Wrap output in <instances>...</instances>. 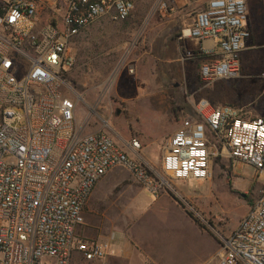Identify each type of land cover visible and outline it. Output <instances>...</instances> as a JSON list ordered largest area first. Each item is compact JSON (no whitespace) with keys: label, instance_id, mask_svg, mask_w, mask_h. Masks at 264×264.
<instances>
[{"label":"built area","instance_id":"2783aa9c","mask_svg":"<svg viewBox=\"0 0 264 264\" xmlns=\"http://www.w3.org/2000/svg\"><path fill=\"white\" fill-rule=\"evenodd\" d=\"M194 1L191 22L177 36L205 43L188 57L205 56L199 79L208 84L239 76V53L250 36L245 0ZM54 2L59 22L42 23L37 0H0V264H70L73 254L83 261L112 255L108 242L77 239L76 229L91 189L113 167L128 170L154 196L172 191L138 156L136 138L122 149L103 129L76 126L73 110L81 98L66 95L71 38L97 18L126 20L132 1ZM153 10L172 8L157 0ZM191 111L166 139L160 170L185 181L207 180L215 156L250 166L263 184L235 225L218 236L214 264H264V120L205 98Z\"/></svg>","mask_w":264,"mask_h":264},{"label":"rangeland","instance_id":"374dc122","mask_svg":"<svg viewBox=\"0 0 264 264\" xmlns=\"http://www.w3.org/2000/svg\"><path fill=\"white\" fill-rule=\"evenodd\" d=\"M131 1L126 20L97 18L71 38L74 62L64 74L66 95L81 98L73 112L82 131L103 129L122 149L130 137L136 138L138 156L172 187L159 193L174 195L182 208H176L175 216L146 211L154 195L128 170L113 167L91 189L77 239L106 241L117 255L118 244L133 240L126 264H214L218 236L227 234L244 214L263 180L250 166L220 156L211 159L207 180H172L160 170L159 158L166 139L182 118L192 115L198 98L212 105L229 104L243 116L264 120V0H245L250 36L239 53V76L208 84L196 78L202 58H188L202 51L201 43L193 37L177 38L198 2L179 0L177 12V0H165L172 11L161 14L153 10L157 0ZM37 2L42 23L59 22L57 2ZM127 156L139 160L131 152ZM90 220L99 225L97 235L84 238L80 231ZM70 264L77 263L71 259Z\"/></svg>","mask_w":264,"mask_h":264},{"label":"crops","instance_id":"0c3cea01","mask_svg":"<svg viewBox=\"0 0 264 264\" xmlns=\"http://www.w3.org/2000/svg\"><path fill=\"white\" fill-rule=\"evenodd\" d=\"M178 7H179V0H177V12H179L181 10V8H178ZM179 16L180 15H178L177 18H180ZM190 22H191V19L186 26H188L190 24ZM186 26H183V27H186ZM180 28H182V27H180ZM177 38H178V36H177ZM200 43H201V46L203 48L205 46V43L204 42H200ZM200 58L203 59L202 56H200ZM204 58H205V56H204ZM196 59H198V58H196ZM76 114H77V112H76ZM94 192H96V189L92 193H94ZM92 193L89 196V201L92 198L91 197L93 195ZM177 207L179 208V210H181V207L179 205H177V203L167 193L161 192V193L154 196L153 201L148 203L146 211L149 209L158 210V212L164 211L165 216H175ZM153 213H154V215H156L157 212H153ZM153 213H150L151 215L149 214V216H151V218L154 217ZM186 217L191 221V219L188 216H186ZM191 222L193 223V221H191ZM85 225H86V228H84L82 231H80L82 237L90 238V237L97 235L96 228L99 225H97L95 223V221H91V220L85 221ZM125 243H126V245L122 243V244H118L116 246L117 253H120V255H117L115 250L112 249V247L110 246L112 249V252H113L112 255H106L101 259H95V260L84 261V262L87 264H89V263L90 264H126V261H127L126 257L129 255L127 248L128 247L131 248L135 242L133 240L132 241L127 240V242H125ZM72 259H73L74 263H77V264L81 263V261H83L78 254H73Z\"/></svg>","mask_w":264,"mask_h":264},{"label":"trees","instance_id":"16d2710c","mask_svg":"<svg viewBox=\"0 0 264 264\" xmlns=\"http://www.w3.org/2000/svg\"><path fill=\"white\" fill-rule=\"evenodd\" d=\"M50 22H53V20L51 19V21ZM203 58H204V56H202ZM195 58H200V56H196ZM198 66V65H197ZM196 78H197V80H199V77H198V75L196 74ZM217 158H218V156H215L214 158H213V160L214 161H216L217 160ZM228 160H230V159H228ZM169 195H170V197L177 203V205H179L181 208H182V205H181V203L179 202V200L174 196V195H172V194H170L169 193ZM186 215L191 219V221H193V223L197 226V227H202L199 223H198V221L189 213V212H186Z\"/></svg>","mask_w":264,"mask_h":264}]
</instances>
